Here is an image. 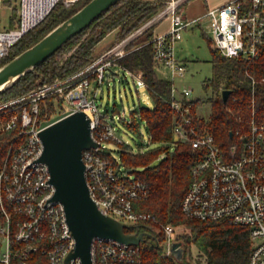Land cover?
I'll use <instances>...</instances> for the list:
<instances>
[{
    "label": "built area",
    "instance_id": "built-area-1",
    "mask_svg": "<svg viewBox=\"0 0 264 264\" xmlns=\"http://www.w3.org/2000/svg\"><path fill=\"white\" fill-rule=\"evenodd\" d=\"M59 1L69 5L76 0H18L16 23L0 27V59ZM164 1L165 6L156 14L97 53L80 69L51 81L38 82L22 96L0 105V109L8 106L13 110L6 119L0 118V130L18 124V134L23 137L0 166V246L4 243L3 249L0 248V264H82L78 257L66 260L75 240L63 205L51 199L54 186L49 181L48 166L38 159L43 148L39 130L75 110L85 111L90 135L97 143L84 148L81 157L90 195L99 209L134 226L154 219L150 212L135 208L137 199L148 196L146 184L122 165L116 166L109 156L108 142L121 143L122 139L113 118L101 107L98 92L106 73H114L115 69L129 74L137 87H146L141 71L115 67V62L127 53L131 36L166 15L170 17L169 27L151 37L153 57L169 69L172 78L169 105L180 115L173 126L175 138L189 140L193 148L202 151V157L191 168L192 177L182 197L181 210L189 217L226 218L248 228L250 249L244 261H206V264H264V120L250 119L239 154L233 157L219 150L209 131L196 132L185 125L190 122L184 112L189 111L192 97L188 86L179 89L173 81L185 69V62L175 54V42L181 37L182 28L196 19L184 18L180 11L183 0ZM4 2L0 0V4ZM204 15L210 18L212 48L222 55L253 58L263 50L264 0H226L207 8ZM250 77L254 82L253 76ZM48 95L67 105L55 117L44 120L40 118V100ZM236 150L232 146L230 154ZM179 226L172 223L162 226L165 255L175 257L172 243L181 242L180 234L184 232ZM137 245L95 236L91 243L92 261L94 264L133 262L137 258Z\"/></svg>",
    "mask_w": 264,
    "mask_h": 264
},
{
    "label": "trees",
    "instance_id": "trees-1",
    "mask_svg": "<svg viewBox=\"0 0 264 264\" xmlns=\"http://www.w3.org/2000/svg\"><path fill=\"white\" fill-rule=\"evenodd\" d=\"M86 1L72 9L65 7L61 1L57 2L39 23L26 31L11 46L9 53L0 59V65L34 43ZM164 6V0H117L86 28L34 66L33 69H39L40 74H34L33 70L27 71L3 89L0 98L7 101L15 99L32 89L37 84L35 81H51L55 77L75 72L96 56L92 54L93 48L107 33L117 29V35L121 39ZM16 19L15 5L10 16V26L16 23ZM87 30V35L78 41L75 49L66 58L53 59L65 44ZM152 36L153 24H150L129 40L136 39L127 46V53L115 62V67L141 71L152 105H140L138 109L132 110L131 119L126 123L133 130H138L143 124L151 146L134 151L131 145L121 142L118 149L119 158L116 159L112 154L109 156L116 166L122 165L130 174L146 184L148 196L137 199L135 208L154 215V219L139 222V230H147L148 234L144 235L137 245V258L133 262L118 264H192L189 260L191 244L196 246L198 253L203 255L208 263L244 261L250 249V237L246 226L226 218L212 220L189 217L181 210V200L192 177L191 168L202 157V151L193 148L189 140L175 138L173 126L180 115L169 105L172 80L159 77L156 73L155 69L159 63L153 57ZM118 40H114L110 45ZM19 42L18 49L12 53L11 50ZM211 50L212 75L203 80V87L205 90L210 88L212 95L205 99L199 97L189 99L190 108L188 112H184V116L189 117L190 122L185 125L191 126L196 132L209 131L219 150L227 157H233L239 154L242 135L249 131L250 119L253 117L256 120H264V48L253 58L224 56L213 48ZM250 75L253 76L254 82ZM222 88L231 90L225 102L219 94ZM6 90L8 92L4 94ZM55 98L54 95H48L40 100L41 119L52 117L55 112ZM57 100L61 104L62 100L59 98ZM183 102L186 100L183 99ZM202 103L209 105L206 118L197 111ZM63 109L64 106L61 105L60 112ZM12 111L8 106L2 107L0 118L6 119ZM18 127L16 124L10 129L0 130V166L9 152L23 139L18 134ZM232 146L237 149L234 154H230ZM167 223L183 224L187 227V230L180 234L184 248L180 259L164 254L162 226ZM135 229L133 224H126L124 228L125 231ZM96 264L108 263L98 261Z\"/></svg>",
    "mask_w": 264,
    "mask_h": 264
},
{
    "label": "water",
    "instance_id": "water-1",
    "mask_svg": "<svg viewBox=\"0 0 264 264\" xmlns=\"http://www.w3.org/2000/svg\"><path fill=\"white\" fill-rule=\"evenodd\" d=\"M117 0H87L73 13L59 21L38 40L13 55L0 65V92L19 76L45 60L69 38L86 28ZM152 20V19H151ZM229 88L220 90L225 102ZM231 134V131L229 132ZM43 144L38 159L48 166L49 181L54 186L51 199L59 201L75 243L66 260L78 257L82 264H94L91 243L95 236L113 238L137 244L147 230L125 231L126 224L103 213L90 195L82 160V150L97 145L90 135L89 117L83 110H75L53 120L39 130ZM171 250L180 259L183 247L180 241L172 243Z\"/></svg>",
    "mask_w": 264,
    "mask_h": 264
},
{
    "label": "rangeland",
    "instance_id": "rangeland-1",
    "mask_svg": "<svg viewBox=\"0 0 264 264\" xmlns=\"http://www.w3.org/2000/svg\"><path fill=\"white\" fill-rule=\"evenodd\" d=\"M85 0H76L69 5H64L67 8H75L82 4ZM220 0H183L181 7L185 10L187 15H196L201 13L207 5H213ZM10 3V4H9ZM18 4V0L5 1L0 4V27L10 26V16L13 13V7ZM64 4V3H63ZM168 15L161 17L153 23V27L157 25L159 29H166L168 23ZM88 30L80 34L79 37L73 39L71 42L65 44L53 57L55 60H62L66 58L77 46L78 41L87 35ZM138 34V33H137ZM181 37L175 42V54L176 56L185 62V69L182 75H176L173 78L175 85L180 89L184 86H188L191 89L190 96L192 98L205 99L212 95L210 88L207 90L203 87V80L206 77L212 75L211 64V25L210 18L207 15L201 16L198 20H195L181 30ZM136 35V34H135ZM135 35L131 36L134 37ZM120 38L117 35V29H113L107 33L101 41L95 44L92 54L101 52L104 48L108 47L111 42ZM128 41L126 46H130L131 42ZM18 45L13 48L12 53L18 49ZM34 74H40L39 69H32ZM156 73L159 77L171 78L170 71L167 67L159 64L156 66ZM114 73H106L105 80L101 84L98 92V101L101 107L106 109L109 117H112L116 125V132L122 139V142L131 145L134 151L144 150L148 146H151L148 134L145 126L140 125L138 130H133L128 127L126 121L131 119V111L138 109L140 105H152L151 97L145 87H137L133 82L132 77L124 73L122 69L114 70ZM125 74V76H124ZM37 80V79H36ZM38 83V81H35ZM8 90L4 94H7ZM2 98V97H1ZM0 98V105L8 102ZM55 112L52 117H55L60 109L61 105L66 106L67 103L62 101L61 104L55 98L54 102ZM124 108V110H123ZM205 118L208 116L209 105L202 103L197 108ZM119 143L114 141L108 142V151L116 158H119ZM127 223L132 221L125 220ZM180 228L184 231L187 227L180 224ZM163 245V243H162ZM192 245V246H191ZM189 247V260L192 264H206V259L203 255L198 253V250L194 244ZM4 243L2 242L0 248L3 249Z\"/></svg>",
    "mask_w": 264,
    "mask_h": 264
},
{
    "label": "crops",
    "instance_id": "crops-1",
    "mask_svg": "<svg viewBox=\"0 0 264 264\" xmlns=\"http://www.w3.org/2000/svg\"><path fill=\"white\" fill-rule=\"evenodd\" d=\"M224 1H226V0H220V1H218L217 3H215V4H213V5H207V6L205 7V9H204L201 13L196 14V15H187L186 12H185V10H184L181 6H180V11L182 12L184 18H187V19H196V20H198V19L204 14V12L206 11L207 8L217 6V5L221 4V3H223ZM167 18H168V23H167V27H166V29H167V28L169 27V25H170V17H167ZM166 29H159V28H157V25H156V26L153 27V34L164 32ZM102 39H103V38H102ZM100 41H101V40H100ZM100 41H99V42H100ZM106 48H107V47H106ZM104 49H105V48H104ZM104 49H103V50H104Z\"/></svg>",
    "mask_w": 264,
    "mask_h": 264
}]
</instances>
